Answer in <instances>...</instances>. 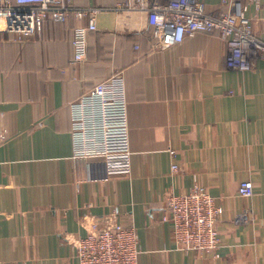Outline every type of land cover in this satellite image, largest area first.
<instances>
[{
	"label": "crops",
	"instance_id": "1",
	"mask_svg": "<svg viewBox=\"0 0 264 264\" xmlns=\"http://www.w3.org/2000/svg\"><path fill=\"white\" fill-rule=\"evenodd\" d=\"M65 1L66 22L21 41L0 19V264H76L66 237L85 235V217L108 215L136 228L137 264H264V64L227 68L215 31L152 51L138 16L125 18L133 29L118 27L124 0ZM258 4L247 16L264 38ZM85 8L98 9L96 30L72 65L71 29L89 21L75 11ZM114 72L125 82L131 171L95 180L96 160L76 155L70 105ZM244 180L250 197L237 192ZM195 183L221 207L217 256L176 247L161 221L166 196Z\"/></svg>",
	"mask_w": 264,
	"mask_h": 264
},
{
	"label": "built area",
	"instance_id": "2",
	"mask_svg": "<svg viewBox=\"0 0 264 264\" xmlns=\"http://www.w3.org/2000/svg\"><path fill=\"white\" fill-rule=\"evenodd\" d=\"M251 3L259 5L258 0H222V9L208 10L201 0H124L116 10L123 16L118 21L121 30L134 28L127 18H140L136 32L149 31L152 51L165 50L198 32H218L228 46L227 68L246 71L257 61L264 64V38L255 33L252 19L247 16ZM70 10L65 0H0V19L6 31L20 41L41 34L48 19L66 20ZM97 10L75 11L78 16H89V21L73 29L72 65L86 60L89 34L96 30ZM127 104L123 75L114 72L70 105L76 155L96 160L99 174L93 177L95 180L131 171ZM170 153L175 155L174 150ZM177 167L172 165V169ZM237 192L242 197L252 196V182L241 181ZM220 214L221 207L213 196L195 183L187 192L167 195L160 216L161 221L171 225L176 247L217 256L220 239L216 224ZM84 228V236L66 237L75 248L76 264H137L139 238L133 225L114 215L87 216Z\"/></svg>",
	"mask_w": 264,
	"mask_h": 264
},
{
	"label": "trees",
	"instance_id": "3",
	"mask_svg": "<svg viewBox=\"0 0 264 264\" xmlns=\"http://www.w3.org/2000/svg\"><path fill=\"white\" fill-rule=\"evenodd\" d=\"M68 19V18H67ZM66 19V20H67ZM66 20H64V21H62V22H66ZM48 21H52V22H58V21H53V20H47L46 22H48ZM45 22V23H46ZM75 27H77V26H74L72 29H71V31H72V33H73V29L75 28ZM92 33V32H91ZM146 34H147V38H148V40H149V45H150V42H152V38H151V35L149 34V31H147L146 32ZM90 35V34H89Z\"/></svg>",
	"mask_w": 264,
	"mask_h": 264
}]
</instances>
